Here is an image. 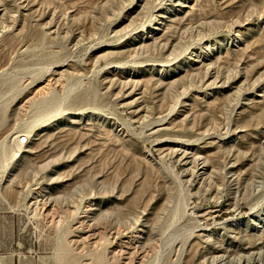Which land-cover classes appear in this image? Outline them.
I'll use <instances>...</instances> for the list:
<instances>
[{"label":"rangeland","instance_id":"rangeland-1","mask_svg":"<svg viewBox=\"0 0 264 264\" xmlns=\"http://www.w3.org/2000/svg\"><path fill=\"white\" fill-rule=\"evenodd\" d=\"M0 5V264H264V0Z\"/></svg>","mask_w":264,"mask_h":264},{"label":"bare ground","instance_id":"bare-ground-1","mask_svg":"<svg viewBox=\"0 0 264 264\" xmlns=\"http://www.w3.org/2000/svg\"><path fill=\"white\" fill-rule=\"evenodd\" d=\"M5 13V8L2 7L0 5V18H1V15H3ZM3 18V17H2ZM1 22H4L1 20ZM5 24V23H4ZM3 25V24H2ZM0 25V26H2ZM5 26V25H3ZM6 27V26H5ZM160 23H155L154 25H152L150 27V33H156V31L160 30ZM1 29V27H0ZM4 29V28H3ZM3 31V30H2ZM58 71V70H57ZM62 70L57 72L56 75H55V78H54V85L56 83H58V81L61 79L60 77L62 76ZM50 80H48L47 82H45L44 84H41L37 90L35 92H47L46 89L50 87V83L49 82ZM60 82V81H59ZM56 86V85H55ZM50 90V89H49ZM57 95V94H56ZM50 102V101H49ZM45 109V108H44ZM38 114V113H37ZM16 134V133H15ZM19 134V133H18ZM15 136L14 138V142L16 145L14 146H17L20 147L22 146V144H20V138H21V134ZM1 136V135H0ZM4 136V135H3ZM9 142V141H8ZM170 142H168L169 144ZM13 147V146H12ZM169 146H166L165 148H168ZM177 148H175L176 150V153H177V156H178V159H180L181 161H183V164L185 165H191V166H194V167H197V171L199 172H206L207 170V163L209 162V158L207 156H202V155H199V154H196L194 151H193V148H192V145L187 143V142H179L177 143ZM15 148V149H17ZM15 151V150H14ZM195 169V168H194ZM91 209V208H90ZM86 238V237H85ZM258 252H251L249 253L250 255L252 254H256ZM217 258H222V255H217Z\"/></svg>","mask_w":264,"mask_h":264},{"label":"built area","instance_id":"built-area-1","mask_svg":"<svg viewBox=\"0 0 264 264\" xmlns=\"http://www.w3.org/2000/svg\"><path fill=\"white\" fill-rule=\"evenodd\" d=\"M22 141V140H21Z\"/></svg>","mask_w":264,"mask_h":264}]
</instances>
